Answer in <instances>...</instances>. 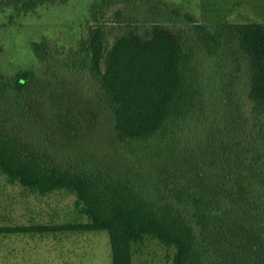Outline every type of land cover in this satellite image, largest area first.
Here are the masks:
<instances>
[{
  "label": "trees",
  "instance_id": "obj_1",
  "mask_svg": "<svg viewBox=\"0 0 264 264\" xmlns=\"http://www.w3.org/2000/svg\"><path fill=\"white\" fill-rule=\"evenodd\" d=\"M156 2L133 21L94 2L79 45L0 60V172L74 194L85 222L31 230L106 231L111 264L146 238L172 264H264V22L177 24ZM66 3L0 0V18Z\"/></svg>",
  "mask_w": 264,
  "mask_h": 264
},
{
  "label": "rangeland",
  "instance_id": "obj_2",
  "mask_svg": "<svg viewBox=\"0 0 264 264\" xmlns=\"http://www.w3.org/2000/svg\"><path fill=\"white\" fill-rule=\"evenodd\" d=\"M166 2L170 22L186 25L194 16L202 23L264 22V0H68L63 5L39 7L18 14L12 24L0 18V60L31 63L28 41L46 36L55 45L76 46L86 35L89 12L102 2L97 14L106 21L122 10L128 21L138 14H151L153 3ZM176 11V13H173ZM74 194L60 190L38 195L11 182L0 172V226L24 225L27 230L0 234V264H111L109 234L106 231H36L34 226L85 222L75 205ZM173 250L159 240L146 238L134 245L133 264H172Z\"/></svg>",
  "mask_w": 264,
  "mask_h": 264
}]
</instances>
